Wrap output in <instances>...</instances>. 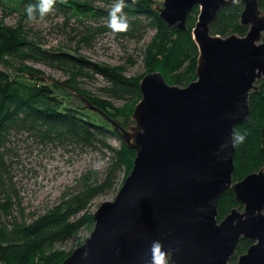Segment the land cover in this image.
I'll list each match as a JSON object with an SVG mask.
<instances>
[{"label": "water", "instance_id": "obj_1", "mask_svg": "<svg viewBox=\"0 0 264 264\" xmlns=\"http://www.w3.org/2000/svg\"><path fill=\"white\" fill-rule=\"evenodd\" d=\"M242 1L244 37L210 31L233 0H163L158 7L169 26L186 29L199 6L198 78L186 87L169 84L161 72L141 80L134 124L113 122L136 151L133 170L115 200L94 214L85 243L61 264H149L154 241L172 264H230L242 238L253 244L237 264H264V170L233 182L234 130L250 115V93L264 79V12L259 0ZM229 189L244 211L234 208L219 222Z\"/></svg>", "mask_w": 264, "mask_h": 264}, {"label": "trees", "instance_id": "obj_2", "mask_svg": "<svg viewBox=\"0 0 264 264\" xmlns=\"http://www.w3.org/2000/svg\"><path fill=\"white\" fill-rule=\"evenodd\" d=\"M117 2L118 0H67L62 4L57 0L54 11L44 19L53 14L64 16L67 21L77 16L110 19L109 10ZM36 3L38 0H0V8L17 12L21 20H26L25 8ZM161 3L159 0H136V3L133 0H124L123 12L127 14L129 27L133 28L121 34L134 36L135 29L142 24V19L147 21L156 34L144 52L145 60L151 68H157L155 70L160 71L169 84L186 87L198 78L200 52L193 30L196 24L194 15L200 8L195 6L188 15L186 29H178L169 26L161 17L158 10ZM259 5L264 12V0H259ZM243 10L242 0L223 7L211 24V34L223 38L232 34L246 36L249 27L241 23ZM185 41L191 51L186 56L189 59L187 66L183 67L178 62L176 66L179 75L171 82L167 63L174 60L173 57L181 50ZM27 62L64 70L75 79L83 75L93 77L87 71L89 69L110 82L111 86L106 88L110 97L119 100L142 99L141 80L127 77L120 69L92 63L62 49L46 48L41 40L29 38L21 28L0 23V64L4 66H0V264H35L42 259L44 251L75 237L88 222L93 221V218L78 215L87 209L93 199L114 187L127 159L133 154L136 155V151L127 146L119 135L117 127L97 122L83 109L61 97L54 85L37 76L38 73L27 70ZM26 75L36 83H29L21 78ZM259 83L260 87L250 93V115L234 130V133L248 135L247 140L256 141L257 168L264 166V79ZM86 100L104 117L119 116L112 102L106 99L89 96ZM132 116H128V128L134 124ZM125 123L126 121L120 123L118 127L125 128ZM19 135L33 136L45 144L70 143L104 151L108 158L106 172L100 182L92 180L64 204L28 220L21 209L19 214L16 211L19 202L14 182L13 156ZM112 138L119 140V148L111 145ZM235 147L234 161L240 144L235 142ZM234 175L235 171L233 179ZM225 198L230 199L232 206L243 209L244 206L235 199L234 190L229 189L222 196L218 211ZM252 244L251 240L242 238L230 264H237L239 256L245 254ZM67 257L69 255L60 254L44 263L61 264ZM168 264L172 263L168 261Z\"/></svg>", "mask_w": 264, "mask_h": 264}, {"label": "rangeland", "instance_id": "obj_3", "mask_svg": "<svg viewBox=\"0 0 264 264\" xmlns=\"http://www.w3.org/2000/svg\"><path fill=\"white\" fill-rule=\"evenodd\" d=\"M159 1L163 2V0ZM199 13L200 9L196 14L194 12L196 22ZM132 20L135 18L132 17ZM142 20L141 26L135 29V35L132 36L110 29L107 26L109 23L107 17L77 16L67 21L64 16L53 14L48 19H37L35 22H30L28 19L21 20L17 12L0 8L1 24L21 28L29 38L41 40L46 48L62 49L82 56L92 63L120 69L127 77L138 80H142L147 74L160 72L155 70L157 68H151L145 60L144 52L156 32L147 24V21ZM132 28L129 27L128 30ZM261 42H264V39ZM190 52L188 43L185 41L181 50L173 57L174 60L167 63L171 82L179 75L176 64L179 62L181 66L186 67L187 60H189L186 56L190 55L188 54ZM0 66L4 67L2 64ZM25 67L29 72L38 73L37 76H41L49 84L54 85L56 92L61 97L83 109L92 119L110 127L115 126L113 122L120 126V123L126 121L123 126L128 129V116L133 115L136 106L141 101V99L119 100L110 97L106 91V88L111 86L110 82L103 76L92 73L89 69L87 71L93 74V77L83 75L75 79L73 75L64 70L44 64L27 62ZM8 70L13 72L12 69ZM21 78L29 83H36L29 75ZM256 85L258 88L260 87L259 81ZM89 96L112 102L113 108L119 116L116 118L104 117L100 112L90 107L86 100ZM247 136L244 135V141L238 143L240 148L236 161H234V183L241 181L251 173L264 170V166L257 168L256 141L254 139L247 140ZM16 140L14 145L16 153L13 156L14 182L18 190L17 201L19 202L16 211L19 214L21 209L28 220L64 204L65 201L89 185L92 180L100 182L106 172L108 158L104 151L75 146L70 143L45 144L37 138L27 135H19ZM110 142L113 147H120L117 138H112ZM135 158L136 155L133 154L127 159L114 187L93 199L87 209L78 215V217L93 218V221L88 222L75 237L67 242L44 251L42 259H39L35 264H45L44 262L56 258L60 254L70 256L75 249L85 243L95 227L94 214L103 203L115 200L133 170ZM235 179L237 180L235 181ZM234 208L237 207L232 206L229 198H225L218 211V221L225 219ZM237 209L241 212L244 211V207Z\"/></svg>", "mask_w": 264, "mask_h": 264}, {"label": "clouds", "instance_id": "obj_4", "mask_svg": "<svg viewBox=\"0 0 264 264\" xmlns=\"http://www.w3.org/2000/svg\"><path fill=\"white\" fill-rule=\"evenodd\" d=\"M67 0H60V3H66ZM234 3H239V0H233ZM57 0H38L36 4H29L25 8L27 19L30 22L37 20V13L39 19L43 20L48 14L54 11V6ZM136 3V0H133ZM125 7L124 0H118V2L109 10V23L108 27L114 32H126L129 29V22L127 14L123 12ZM234 139L236 143H242L245 139L244 135L236 132L234 133ZM151 259L149 264H168L166 258V252L162 250V244L160 241H154L151 246ZM85 257L88 253L84 254Z\"/></svg>", "mask_w": 264, "mask_h": 264}]
</instances>
